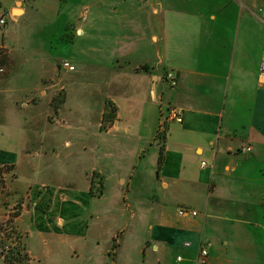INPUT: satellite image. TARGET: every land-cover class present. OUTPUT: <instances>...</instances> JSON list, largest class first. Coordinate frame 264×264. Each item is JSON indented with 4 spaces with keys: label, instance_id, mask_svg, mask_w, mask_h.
<instances>
[{
    "label": "crops",
    "instance_id": "0c3cea01",
    "mask_svg": "<svg viewBox=\"0 0 264 264\" xmlns=\"http://www.w3.org/2000/svg\"><path fill=\"white\" fill-rule=\"evenodd\" d=\"M0 12L21 86L65 75V115L85 124L45 151V132L16 129L0 104V166L16 172L3 176L30 264H110L118 233L115 264H193L200 243L209 264H264V0H0ZM105 100L114 116L98 131ZM168 106L182 122L158 145Z\"/></svg>",
    "mask_w": 264,
    "mask_h": 264
},
{
    "label": "rangeland",
    "instance_id": "374dc122",
    "mask_svg": "<svg viewBox=\"0 0 264 264\" xmlns=\"http://www.w3.org/2000/svg\"><path fill=\"white\" fill-rule=\"evenodd\" d=\"M69 30L74 32L73 27H67L65 29L66 32L61 36L60 40H64L67 37ZM51 47L56 51L60 46L54 41L51 42ZM15 59H17L16 56ZM18 60L16 62L12 61V56L8 49L4 46L0 47V101H3L0 104H3L2 111L12 114L11 122H13L16 129L26 131L29 135L30 133L39 132L38 135L40 136V133L45 132L44 141L40 143L42 145L41 148L45 151L54 144L53 140L49 137L62 133L63 130L73 129L78 133L84 132V123H70L68 117L65 115V111H67V108L64 107L66 102L65 89L63 87L66 84L65 75L63 76L62 74L60 77L45 76L36 89L31 88V86H34L32 84L28 85V87L21 86V76L18 72L20 71V62L16 65ZM66 62L71 63L68 59H64L60 65L63 66ZM96 75H99V73H96ZM28 78L30 80V77ZM39 91H42V93H39ZM114 111V105L109 100H105L98 131H106L107 126L112 121ZM28 117L30 118L28 119ZM26 119L28 122L25 124ZM34 142L36 144V140L33 139V145ZM161 142H158V145H161ZM4 171L9 172L12 178L16 176V172L12 166H0V208L4 210V213L9 212L6 220L5 218L0 219V264H8L4 261L3 257L10 248L16 249L20 251L21 255H24V247L26 245L24 235L15 230V226L11 222L13 217L17 215L20 205L18 200H10V195L6 192L7 180H4ZM90 174L89 178L92 180V190L96 194H100L102 192V177L96 171ZM122 204L121 207L124 209L126 218L131 214V210L125 199ZM119 235L121 233L115 236L108 252L110 264H115L116 262V250L120 241Z\"/></svg>",
    "mask_w": 264,
    "mask_h": 264
},
{
    "label": "built area",
    "instance_id": "2783aa9c",
    "mask_svg": "<svg viewBox=\"0 0 264 264\" xmlns=\"http://www.w3.org/2000/svg\"><path fill=\"white\" fill-rule=\"evenodd\" d=\"M6 26V18L2 12H0V28H4ZM64 68L69 71H73L74 67L70 65L68 62L63 64ZM165 80L167 81L168 87L173 89L177 86V78L172 71H168L165 74ZM258 82L260 85L264 86V50H262V55L258 64ZM173 122L181 123L182 122V113L181 111L172 106H168L167 110L162 114L160 119V124L157 130V137L159 140H164L168 132L169 125ZM246 151H250V148H245ZM202 166H205V163H201ZM177 214L179 216H184L186 214H190L191 216H197L196 211H189L183 207H179L177 209ZM186 245L188 243H185ZM209 248L210 243H200L199 248L197 250L196 256L193 259V264H209ZM182 261V257L177 256L175 260V264H180Z\"/></svg>",
    "mask_w": 264,
    "mask_h": 264
},
{
    "label": "trees",
    "instance_id": "16d2710c",
    "mask_svg": "<svg viewBox=\"0 0 264 264\" xmlns=\"http://www.w3.org/2000/svg\"><path fill=\"white\" fill-rule=\"evenodd\" d=\"M25 254L21 255L20 251L16 249H9V251L4 255V261L8 264H30V257L24 247Z\"/></svg>",
    "mask_w": 264,
    "mask_h": 264
}]
</instances>
